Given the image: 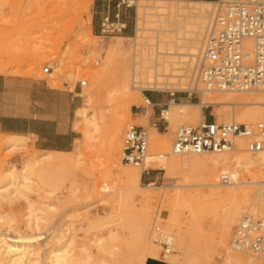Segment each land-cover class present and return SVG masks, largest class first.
I'll return each instance as SVG.
<instances>
[{
  "label": "rangeland",
  "instance_id": "rangeland-1",
  "mask_svg": "<svg viewBox=\"0 0 264 264\" xmlns=\"http://www.w3.org/2000/svg\"><path fill=\"white\" fill-rule=\"evenodd\" d=\"M79 1L90 2L91 7L80 6L76 0H0V74L17 80V87L13 89L14 100L19 105L26 104L30 98L28 84L40 82L44 88L43 93L38 96L46 104L42 108L52 107L49 103L54 101L56 95L60 116L64 117L69 114V127L73 129L70 137L72 144H68L70 140L65 144H59L66 148L63 153L40 150L35 146V139L31 136L0 133V185H6L0 197V215L4 213L7 217L5 221H0L1 235L7 236L8 241L17 246L25 241L29 242L34 248L33 256L38 259L34 264H49L46 259L48 253L50 250L60 248L64 240L67 242L72 240L69 246L71 249L69 264H86L88 259L93 264H99L96 260L100 258L106 259L102 264H114L116 259L120 264H129L130 258L133 257L130 247L116 258V252L114 254L112 252L116 250L113 245L116 243V236L121 241L132 239V230L127 224L141 209L142 193L150 191H152L151 194L155 193L151 196L152 204L150 203L148 211L147 235H150L154 218L158 215L162 229L176 236V222L168 216L169 212L161 207V200L164 196L174 195L173 192L175 193L176 189L179 191L177 187H180L184 191L201 190L207 194L216 193L213 200L210 197L200 203L199 207L204 211L182 209L178 214L181 226L186 228L185 226L189 224L187 225L191 233L189 242L192 246L194 245L193 260L190 264H230L225 260L226 255L228 253L238 254L233 251L231 245L234 229L243 215L249 211L247 207L241 210L238 221L231 227L225 228L224 211L235 201V196L227 191L233 188L242 189L248 185H215L213 165L210 162H192L194 155H170L181 162L175 173L168 172L166 169H156L151 174L153 176L151 180L155 181V188H133L126 175L121 174L122 169L134 168L140 173L142 170L129 165H121L118 158L121 157L125 128L131 122V118H134L133 113L136 112L135 104L131 106L130 111H122L120 117L124 125L120 131V137L116 139L113 146L109 141L108 133L111 120H113L112 115L116 111V102L109 103L105 97L106 91L114 88L113 78L119 69L116 67L119 61L116 55H110L107 52L122 34L114 33L106 36L101 31L98 32V29L95 30V0ZM185 1L173 3V6L178 4L184 8L182 12L187 13L186 9L189 7ZM143 3L150 6L170 4L165 0ZM157 11L160 12L153 7L146 8L148 14L144 16L145 21L154 22L144 21L143 26L151 30H139L136 38L132 35L129 39H122L121 42L126 48V54L121 58L122 66L127 62L131 68V53L135 40L141 45H147L154 43L156 37L165 39V36L171 34L166 31V28H169V23L173 25L174 16L169 14L170 10L164 11L165 13L161 15L157 14ZM128 13L134 18L137 17V6L130 8ZM151 13L156 14L151 15ZM138 49L141 50L142 46ZM144 50L148 51L149 48L144 47ZM184 51L188 52V50ZM88 58L90 63L85 62ZM96 59H100L98 65L93 63ZM45 67H51L53 75L44 72ZM96 71L107 72L108 82L101 89L98 82L94 80ZM82 78L88 80V86L83 89V92L86 89L93 91L90 104L85 102L83 96L78 95L81 92L78 81ZM130 79L132 85V75ZM39 92L37 91L36 95L40 94ZM238 94L243 98L252 96L250 92H239ZM165 95L168 96L167 93ZM64 97L69 103L64 100ZM153 99L160 101L163 97L153 95ZM180 101L199 104L198 99L191 101L181 99ZM142 103L143 99L140 98L139 103L136 104ZM82 109L88 110L90 116L97 112L102 115V117L99 116V119L101 118L99 120L100 130L96 133L94 140L86 138V126L83 118L79 116V110ZM203 110L223 120L233 116V111L227 110V107L222 105H213L209 110L204 108ZM152 131H158V135L154 137L156 141L171 139L172 146L175 130L173 133L170 125L168 130L155 129ZM150 146V152L153 155L162 153L159 146L156 143L153 144V134ZM51 161L55 165L51 166ZM157 161L158 164L161 163L160 159ZM25 171L31 177L29 187L22 185L15 188L13 184L8 183L10 181L8 176L21 179V174ZM250 173L254 174V170L249 174L241 171L240 178L247 181L250 179ZM187 181L195 186L174 185L186 184ZM141 184L148 186V180L144 177ZM254 186L257 189L260 187L259 184ZM105 187L108 192L104 189ZM74 189H76V195L66 201L70 191ZM45 202L55 204L56 209L41 211L40 208ZM32 213L44 216L46 219L36 226ZM113 213H118L121 218L112 222L107 220H103V223L97 222ZM112 230H114L113 239L109 238ZM98 237L106 241L105 245L109 247L107 250H97L98 245L95 242ZM158 248L160 258L164 259L163 247ZM17 250L20 251L21 247H17ZM12 254L2 248L0 261L4 259L8 263ZM87 255L90 257L88 258ZM240 256L245 260H250L247 255ZM85 257L88 259L86 260ZM253 259L251 261L264 264L263 260ZM24 261V264H29L26 258ZM157 261L167 263L161 259Z\"/></svg>",
  "mask_w": 264,
  "mask_h": 264
},
{
  "label": "bare ground",
  "instance_id": "bare-ground-1",
  "mask_svg": "<svg viewBox=\"0 0 264 264\" xmlns=\"http://www.w3.org/2000/svg\"><path fill=\"white\" fill-rule=\"evenodd\" d=\"M150 2V1H161V0H129L130 4H135L137 6V17H136V25H137V35L139 30H151V28L146 29L144 27V16L148 14L146 12V8L153 7L160 12H156L157 14L161 15L165 13L164 11L170 10L169 14L174 16V23L173 27L169 23V28H166V31L169 33H173V36L168 35L165 36V39H160V46H158L160 51L164 52L163 58V68L160 69L159 73H154L152 68L145 67V70H142L140 74V79L136 80V76L133 70V63H132V54L131 53V68L127 62H125L124 66H122V57L126 54V48L124 44H122V39H129L124 35H121L117 38L115 45L111 46L108 50V54L116 55V59L119 60L116 67L119 68L117 70L116 76L113 78L114 88L111 90H107L105 93V97L107 102H116V111L114 115H112L113 120L110 126V132L108 133L109 141L114 146V142L118 137H120V131L124 125L122 118L120 117L122 111L128 110L132 105L139 103L140 98L142 99L141 89L142 88H162V84L164 83H177L181 89L187 87V81L184 79V71L181 65L187 60L186 56L191 57V55H196L200 53L203 43L206 36V30L210 22L213 20L214 10L216 9V1H209V0H186L185 2L188 3V12L183 13L184 8L180 5L173 6V3H178L182 0H165L170 2L169 5L164 6H150L143 2ZM77 4L80 6H84L89 8L91 5L90 2H81L76 0ZM91 7V6H90ZM162 11V12H161ZM156 13H151L154 15ZM176 19V20H175ZM192 20V21H191ZM145 22H154V21H145ZM171 22V21H170ZM172 27V28H171ZM146 31V32H147ZM204 33V35H203ZM142 36H145L142 34ZM162 45V46H161ZM187 48V49H185ZM188 50V52L184 51ZM130 55V53H129ZM143 59L149 60V55H153L152 53H147L143 50ZM171 57V59H168ZM130 61V59H129ZM147 66V65H146ZM182 71V72H181ZM53 71H50L49 74L53 75ZM107 72L103 71H96L94 76V80L98 82L100 89L106 86L108 82L107 79ZM131 75H132V85H131ZM182 75V76H181ZM180 76V77H178ZM179 78V79H178ZM143 82L145 85L140 87L136 85V82ZM141 81V82H140ZM86 88V87H85ZM84 89V88H83ZM136 89V90H135ZM83 92V91H82ZM239 92H229V91H206L201 90L200 97L201 101L199 104H194L189 101H175L171 99L169 103V108L164 109V114L170 122V128L176 130L181 125H194L198 123L200 120L204 119L205 113L203 110V106H213V105H222L227 107V110L230 109L233 111V116L227 117L223 120V118L218 117L217 121L219 123L223 122H238L244 124H253L258 121H264V90L262 91H253L252 96L250 97H241L238 94ZM261 95H260V94ZM78 95L83 96L85 98V102L90 104L93 98V91L92 89H86L83 93H79ZM115 110V109H114ZM79 116L83 118L84 124L86 126V138L90 140L96 138V133L100 130V122L99 116L101 115L99 112L95 113L94 115H89L88 110L82 109L79 110ZM134 115V113H133ZM102 117V115H101ZM134 123H139L145 125L149 130V137H150V145H151V136L153 134V144H157L159 149L162 150L164 154L163 158H158L157 155H153L151 153V157L149 159V166L155 169H166L168 172L175 173V171L180 167V160L178 158H172L170 155L176 156H185L186 154H172L171 150V139L167 140H158L156 141L154 137L158 134L152 130H155L151 125L148 123V120L144 116H135L130 120ZM127 127V126H126ZM108 128V127H107ZM172 132V131H171ZM170 132V133H171ZM172 133V134H173ZM21 136V135H16ZM107 138V137H106ZM107 140V139H106ZM13 141V140H12ZM122 146V145H121ZM246 143L243 140L238 141L237 148L234 150H230L227 152L222 153H204V154H189L194 155L192 156V162L196 163H203V162H210L213 165V177H214V184L215 185H245L248 187L242 189H231L227 191L229 194H233L235 196V201L224 211V227L228 228L231 227L233 223L238 221L239 215L241 210L244 208H248V213L259 214L264 216V204L262 201L263 192H264V151L259 152L257 154H253L250 152L245 151ZM151 148V146H150ZM63 153L64 151H58ZM167 153V154H166ZM156 158V160H155ZM161 160V163L158 164L157 160ZM155 160V161H152ZM117 161V160H116ZM118 162L122 164L121 157L118 158ZM159 165H157V164ZM55 165L53 161H51V166ZM119 165V164H118ZM254 170V174L249 175L250 179L247 181L242 180L241 171H246L249 174ZM126 175L127 180L129 183L132 184L133 188L135 189H153L155 188L154 180L148 182V186H143L141 182L142 179V171L141 173L134 168H125L122 169L121 174ZM22 178L18 179V177L8 176L10 181L8 183L13 184L15 188L19 186H28L30 185L31 177L25 172L22 174ZM224 175H230L231 182L229 183H222L221 179ZM60 177V176H59ZM245 179V177H244ZM246 180V179H245ZM189 182V181H187ZM186 184H174L175 186H195V184H191L190 182ZM57 183V182H56ZM259 184L260 187L257 189L253 185ZM55 187L56 185L53 184ZM6 185H0V197L4 193V188ZM176 189L174 195H168L162 197L161 200V207L168 211V216L176 222V236L173 233L170 234L172 238V243L174 244L173 250L169 252H165V258L162 259L159 256V246L160 244L154 242L152 237L148 234V227H149V214L148 211L150 209V203L152 204L151 196L155 195L151 194L150 192H144L141 195L142 198V206L140 211H137L133 216V220L128 223L130 230H132V239L129 240H118L116 236V243H114V247L116 250H113V254L116 252V258L122 255L123 252L126 251L128 247H130L132 251V258H130L129 264H146L149 263L150 259H161L164 262L169 264H190L192 257H193V246L189 242L191 237V233L189 230V224H185L186 228L181 226L179 221L178 214L182 209H187L189 211H204L202 208L199 207L200 203L205 200L211 199L216 197V193H204L201 190H193V191H184L183 188L180 187ZM106 191L108 190L107 187L104 188ZM182 190V191H180ZM175 191V190H174ZM108 192V191H107ZM110 192V191H109ZM172 192H170L172 194ZM76 195V189L70 191V194L66 198V201L70 197H74ZM210 199V200H211ZM141 200V199H140ZM251 202V203H249ZM160 205V204H159ZM37 209V208H36ZM56 209L55 204H47L44 203V206L40 208L41 211H54ZM184 210V211H187ZM32 211H36L32 209ZM179 211V212H178ZM33 214V213H32ZM31 214V216H32ZM223 214V212H222ZM40 216V217H39ZM182 217V216H181ZM34 224L39 226L46 218L41 215L33 214ZM121 217L118 213H113L109 217L97 220V222L103 223V220L107 221H114L119 220ZM7 219L6 215L2 213L0 215V221H5ZM30 221V219H29ZM171 224V223H170ZM3 226V225H2ZM1 226V227H2ZM172 226V225H171ZM151 233V232H150ZM0 233V251L2 248L7 250V252H12V258L9 259L7 263L6 260H1L0 264H24V260H28L29 264H34L38 259L33 256L34 248L31 246L29 242H24L22 245H15L8 241V238L5 235H1ZM190 235V236H189ZM109 238H114V230H112ZM193 239V238H192ZM205 239V238H204ZM191 240V239H190ZM194 240V239H193ZM207 240V238H206ZM207 242V241H205ZM96 245H98L97 250L104 251L107 250L109 247L105 245L106 241L102 239V237H98L96 239ZM94 243V244H95ZM72 244V240L70 242L65 241L62 242V245L57 250H50L46 259L49 264H69V258L71 255V249H69L70 245ZM212 244V243H210ZM92 245V243H91ZM191 245V246H190ZM213 245L214 242H213ZM208 246V245H207ZM17 247H21V250L18 251ZM95 247V246H94ZM206 247V246H205ZM175 248V249H174ZM195 248V247H194ZM209 248V246H208ZM234 251V250H233ZM120 252V253H119ZM236 252V251H235ZM238 253V252H236ZM88 254V253H87ZM90 254V253H89ZM98 254V253H97ZM239 254V255H238ZM237 255L228 253L226 256V262L232 264H260L251 260H254L253 256H249L250 260L243 259L240 255H244L238 253ZM88 258L90 255H87ZM208 257V256H207ZM86 258V257H85ZM86 258V260L88 259ZM259 259V258H257ZM85 260V261H86ZM105 258H100L96 260L99 264H102L105 261ZM148 260V261H147ZM262 260V259H260ZM256 261V260H255ZM116 264H120L116 259ZM114 262V264H115ZM86 264H93L90 259L86 261Z\"/></svg>",
  "mask_w": 264,
  "mask_h": 264
},
{
  "label": "built area",
  "instance_id": "built-area-1",
  "mask_svg": "<svg viewBox=\"0 0 264 264\" xmlns=\"http://www.w3.org/2000/svg\"><path fill=\"white\" fill-rule=\"evenodd\" d=\"M116 6L118 9L129 10L136 5L130 4L129 0H118ZM214 11L200 53L191 57L186 56L187 60L181 65L180 70L184 71L187 87L181 89L177 83H164L160 89L153 87L141 89L143 103L134 105L136 110L134 115L146 117L154 129L168 130L170 122L164 114V109L169 108L168 102L171 99L175 101L198 99L200 102L201 90L229 92L264 90V0H217ZM116 19V22L109 18L102 22L100 31L103 35L122 34L126 26L119 21V10ZM134 19L133 38H136V17ZM155 39L154 43L147 45H141L136 40L133 43L132 63L134 62L136 80L140 79L139 73H142L145 67L152 68L154 73H159L163 68L165 53L158 48L159 37ZM141 46L142 49L139 50ZM144 47L149 50L145 51ZM143 50L146 55L148 52L153 54L148 56L149 60L143 59L145 57ZM85 62L91 61L88 58ZM93 63L98 65L100 59ZM51 70V67L44 68L46 73ZM136 85L142 87L145 84L137 81ZM78 86L81 94L83 88L88 86V80L80 79ZM153 95H161L163 100H154ZM203 108L209 110L211 106ZM240 140L245 141L247 152L257 154L264 151V121L253 124L234 121L219 123L216 115L210 112L198 123L181 125L175 130L171 152L186 155L222 153L236 149ZM150 157L148 128L139 123H128L123 134L122 162L142 170V179L145 177L150 182L153 177L151 174L156 170L149 166ZM157 157L163 158L164 154H158ZM221 182H231L230 175H224ZM262 201L264 204V192ZM170 234L162 229L159 216L156 215L150 236L155 243L163 247L164 252L173 250L174 244ZM231 245L238 253L264 261V216L245 213L234 229Z\"/></svg>",
  "mask_w": 264,
  "mask_h": 264
},
{
  "label": "crops",
  "instance_id": "crops-1",
  "mask_svg": "<svg viewBox=\"0 0 264 264\" xmlns=\"http://www.w3.org/2000/svg\"><path fill=\"white\" fill-rule=\"evenodd\" d=\"M118 0H95L94 29L100 32L105 19L116 22V14L120 11L121 23L126 29L122 35L131 37L134 34V17L130 16L128 9H118ZM17 80L0 74V133L8 135L31 136L35 139V146L42 151H63L66 149L59 144L69 142L73 129H70V115L61 117L58 108L57 96L49 109L38 95L43 93L44 85L32 82L29 86V101L19 105L14 100L13 89L17 87ZM40 94L36 95V92ZM52 93V92H51ZM38 97V98H37ZM64 100L69 103L68 99ZM205 115L207 112H205ZM71 141V140H70ZM68 144H72V141Z\"/></svg>",
  "mask_w": 264,
  "mask_h": 264
},
{
  "label": "water",
  "instance_id": "water-1",
  "mask_svg": "<svg viewBox=\"0 0 264 264\" xmlns=\"http://www.w3.org/2000/svg\"><path fill=\"white\" fill-rule=\"evenodd\" d=\"M151 263H153V264H167V263H163V262H160V261H157V260H154V259H150L149 260L148 264H151Z\"/></svg>",
  "mask_w": 264,
  "mask_h": 264
}]
</instances>
